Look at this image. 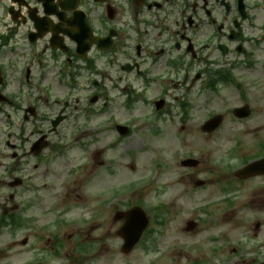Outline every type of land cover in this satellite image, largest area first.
<instances>
[{
    "label": "flooded vegetation",
    "instance_id": "1",
    "mask_svg": "<svg viewBox=\"0 0 264 264\" xmlns=\"http://www.w3.org/2000/svg\"><path fill=\"white\" fill-rule=\"evenodd\" d=\"M228 6L229 12L231 13V32H233L236 27L238 28L236 31L240 30L243 32L244 20H242L239 13L238 0H233L228 3ZM97 8H102L101 11H104L105 8L112 9L108 21L101 24L98 29L94 31V36L98 38L116 35L117 43L115 42L113 50L107 53V55L113 54L124 39L128 44L136 40L135 43L123 46H126L125 50L127 52L134 54L132 55L136 58V62L134 63H137L147 76H161L170 80L174 75H183L185 76L183 79L185 83L182 85H187L188 91L197 88L201 90L202 94L205 96L212 97V100H207V103H210L208 105L209 107L231 106L232 100L223 98L224 92L231 91L233 88L241 92L242 89L245 90V87L248 86V84L242 83L241 80L244 79L243 77L238 80L235 79L236 82L234 84L226 83V79L230 74L235 76V72L230 73V71H234V69L226 67L231 65L232 62H214L213 57L208 55L205 58L209 60V62L206 63V67H204L201 72L193 73H191L192 68L185 63L186 58H192V51L194 49L198 54L197 59L203 57L201 53L204 48L207 51L221 52L220 46L225 44L224 30L226 29V25H228L226 24L228 17L225 15L224 0H109L105 5L98 6ZM123 11L124 15H122ZM126 11L131 13L130 21L135 27H130L129 21L126 20ZM176 11L182 13L180 19H176V17L173 18L172 15L176 13ZM188 18H191L192 22L189 23L187 20ZM25 27L28 28V31L30 30L28 25ZM209 28L212 29L211 32H209ZM187 31L192 32L193 36L189 37L185 35ZM8 32L7 34L9 37L13 36L17 40H21L22 34H20L17 29L11 27L8 29ZM131 32L136 33V35L132 39H129L127 35ZM183 38H185V41H183ZM203 40H206V43L200 45L199 43ZM12 42L14 44H12V46L9 45V51L16 49L17 42ZM249 45L250 42L248 40H241L236 47L231 44L232 53L237 56L246 57ZM70 46V51H73V65L77 66V45L70 43ZM93 53L100 54L96 48H94ZM67 58L69 59V56ZM125 59L128 60L126 57ZM109 62L112 65L111 60ZM189 74L190 77L188 78ZM193 74L194 76L191 77ZM199 82L201 83L199 84ZM246 99V96L239 98L242 106L247 104ZM68 109L69 104H64L61 108V110ZM220 112L222 114L221 109ZM224 112L226 115L231 113L229 110H225ZM229 119L230 117L228 120ZM231 130L236 133L240 129L238 127H233ZM220 133L221 131L215 130L210 136L209 134L204 136L205 139H217ZM56 134L57 133L54 135ZM151 134L157 135L159 133L151 132ZM45 135L47 141L48 138L51 140L50 129L47 130ZM59 143H61V140L58 141L57 146ZM50 147L52 148L51 142L48 141V148ZM23 157H26L25 160L28 157L29 159L32 158L28 152L23 153ZM257 180L264 183V177L254 178L251 182L255 183ZM31 196L32 193L30 197ZM21 198L22 197L14 194L10 195L7 200L5 198V200L0 201L1 207H6L9 201L10 213L12 215L9 218L1 219L0 229L6 226L7 221H13L15 218L20 220V232L11 236L10 239L12 242L5 244L4 247L0 249V264H13V252L17 247H19L21 254L28 255V263L24 262V264H33V227L26 211L23 210L22 207L16 206L15 200ZM14 209H18L19 212H14ZM5 214L8 213L6 212ZM110 220L111 217L106 216L102 222L104 226H109L108 229H105L107 231L106 233L109 235L112 233V222L109 223ZM97 229L102 230L101 225L94 222L88 230L89 232L95 233ZM81 234L82 232L80 229H74V234L71 237H62L61 235L55 234L50 243L53 251L51 252V256L40 253L37 255L39 260L36 262L42 264H80L81 259L79 251L82 245L80 242ZM92 252L94 253V250ZM93 258H95V256L89 259ZM83 260L86 261V258L83 257Z\"/></svg>",
    "mask_w": 264,
    "mask_h": 264
},
{
    "label": "rangeland",
    "instance_id": "2",
    "mask_svg": "<svg viewBox=\"0 0 264 264\" xmlns=\"http://www.w3.org/2000/svg\"><path fill=\"white\" fill-rule=\"evenodd\" d=\"M258 13L260 15L256 14L259 16V18L257 19L258 21H256L257 23L259 22H264V18H261L260 16H264V10L263 12L258 11ZM259 91V88H257ZM262 112L261 110H259L257 108L256 110V117H258L259 115H261ZM94 123H96V120L94 121ZM93 131H97L96 128L93 129ZM87 132H90V129L87 130ZM81 139H89L91 140L92 138L89 137L90 134L86 133V135H81ZM96 138L100 139L103 138L99 143H95L92 145L91 148H93L94 146H98V147H102L103 144L106 142V138L101 135V134H96L95 135ZM140 137L136 136L132 139L126 140L125 143L127 144H121L118 147V150L120 151V153H125L126 151L128 152V160L132 161V156H129V153H132V155L134 153H140L141 151L144 150H140L141 148L140 145L142 143V140L139 139ZM172 141H166L163 140L159 143H161V147L165 146L167 148L164 149H169L168 145L169 143ZM146 144V143H145ZM184 147H176L174 148V150H176L175 154L177 153V163L180 160V158L185 154V150L183 149ZM113 154V156H115V152L114 150L111 151ZM95 152L91 153V156L93 158ZM107 155L106 150L104 149V152ZM103 154H101L99 157L101 159ZM87 155H83V159L86 158ZM139 157H143L142 163L145 161V159L147 160L146 157V153L140 155ZM137 158V156H136ZM94 159V158H93ZM161 159L163 160L164 157H161ZM133 160H135V158H133ZM126 161V162H127ZM141 167L145 168V170L141 172V169H138V175L135 177H131V176H127L123 177V179L125 181H128V187L131 185V182H136L137 180H150L152 178V176L154 175L153 172V168L154 167H147V165H141ZM92 168H97L96 166H91L88 167L85 170V176L89 175L90 171ZM142 168V169H143ZM169 170H171V167H167ZM179 167H177L178 169ZM101 176L100 179L99 177L96 175L94 177V180L91 184H94V188L98 189L99 187H101L102 189H104L105 186V182H106V174L103 171V168L101 169L100 172ZM182 173V172H181ZM180 173V174H181ZM186 173V172H185ZM170 180L171 178H160L156 184L154 186H152L151 188H146V190L140 192H134V191H130L128 192V195H141V196H145L150 200V203L148 204L149 206H155L156 201H158V197L160 196L163 200H169L170 198H172L173 196H175L174 192H173V185L170 187ZM175 191L179 192L182 190L181 187H177L174 189ZM76 195V194H74ZM218 196V192L216 187L214 186H210L209 188H207L206 190L200 191L199 195H196V198H193V204L191 207L196 206L197 204L201 203L202 201H204V203H206L208 200H213L214 198H216ZM203 199H200L202 198ZM73 198H75L73 196ZM200 199V200H197ZM148 203V202H147ZM241 214H235L232 212H227L224 214V218L225 221L224 223L226 224V226L223 227H214V223H209V225L206 228H201L199 231L197 230L195 233H193L192 236L187 235L186 231L183 230L185 227V223L190 220V219H196V217L198 215H196L195 213H186L185 215H180L175 219L170 220L168 226L165 229V236L163 238V240H166V243L164 245L161 244V248L162 249H167V252L165 253V256L162 260H158V264H191L193 259H195L196 257L199 256H206L208 258H211L209 255L208 250L211 247V244L209 246H207L206 250H200V252H196L193 251L192 253L189 251L188 247L190 246L191 243H195L197 246L198 245H207L208 242L211 243V237H214L217 232H219L220 234H223V232H225L224 234L226 235L225 238L226 240H234L233 243L231 244V242L225 247L223 253L224 256H220V260L221 263L223 261V264H250L249 262V257L247 256V253H251L252 250H254L255 244L251 245L249 242L251 241L252 238H254L255 234L259 235V238L264 236V225L262 226V230L258 231L255 228V225L257 224V222H264V212L260 213V211H255L252 212L251 215L248 216L247 218V223L245 224H237L236 220H234L236 217H239ZM219 222H222V220L219 218L218 219ZM113 249L116 250L117 249V254H119L116 259V261H114V264H149V262L151 261L152 257H146L147 254L145 253V251H143V249H138L137 251H134L128 255H124L121 250L120 247L118 245V241L115 239V237H113ZM239 238H241L242 240H244L245 242H248L245 246H235V243L240 242ZM239 240V241H238ZM199 244H198V243ZM178 248L177 250H174L175 248ZM183 248V249H181ZM236 250V251H235ZM35 254V253H34ZM138 254V255H137ZM21 255V254H20ZM21 258H25L24 256H20ZM120 259V260H118ZM155 260H157L156 256L154 257ZM243 260H247L246 263L242 262ZM216 261V259H215ZM214 262H212L211 264H213Z\"/></svg>",
    "mask_w": 264,
    "mask_h": 264
}]
</instances>
